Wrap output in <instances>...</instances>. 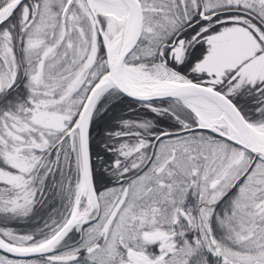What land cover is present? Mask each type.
Masks as SVG:
<instances>
[{"label": "snow or ice", "instance_id": "snow-or-ice-1", "mask_svg": "<svg viewBox=\"0 0 264 264\" xmlns=\"http://www.w3.org/2000/svg\"><path fill=\"white\" fill-rule=\"evenodd\" d=\"M0 264H264V0H0Z\"/></svg>", "mask_w": 264, "mask_h": 264}]
</instances>
